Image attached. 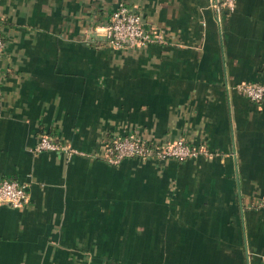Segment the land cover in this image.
<instances>
[{
    "label": "crops",
    "instance_id": "crops-1",
    "mask_svg": "<svg viewBox=\"0 0 264 264\" xmlns=\"http://www.w3.org/2000/svg\"><path fill=\"white\" fill-rule=\"evenodd\" d=\"M123 2L164 42L105 43ZM0 264H264V0H0ZM184 138L211 154L118 164L107 141ZM41 133L62 145L34 152ZM69 149H74L70 151Z\"/></svg>",
    "mask_w": 264,
    "mask_h": 264
},
{
    "label": "built area",
    "instance_id": "built-area-1",
    "mask_svg": "<svg viewBox=\"0 0 264 264\" xmlns=\"http://www.w3.org/2000/svg\"><path fill=\"white\" fill-rule=\"evenodd\" d=\"M236 0H210L215 9V18L220 21L223 11H232ZM105 43L112 47H134L152 42H164V37L151 25L145 24L140 11L126 3L120 2L110 12L108 21L102 26ZM4 47V39L0 34V52ZM236 89L254 102L264 98V83L244 81L236 85ZM62 145L49 133H41L32 147L34 152L43 150L57 151ZM73 151L74 149H69ZM211 152L203 145L194 146L184 138H176L165 142H147L133 133L117 135L107 141L103 147V156L110 164H118L125 157H138L142 160H165L169 158L185 159L193 156H208ZM29 201L26 184L17 179H0V204L20 207ZM255 207L264 210V197L259 198Z\"/></svg>",
    "mask_w": 264,
    "mask_h": 264
},
{
    "label": "trees",
    "instance_id": "trees-1",
    "mask_svg": "<svg viewBox=\"0 0 264 264\" xmlns=\"http://www.w3.org/2000/svg\"><path fill=\"white\" fill-rule=\"evenodd\" d=\"M234 10V9H233ZM232 10V11H233ZM232 11H223L222 12V16H223V14H225V13H230V12H232ZM3 37V36H2ZM4 39V38H3ZM129 133H132V132H129ZM126 134H128V133H126ZM134 134V133H133ZM51 135V134H50ZM124 135V134H123ZM136 137H138L136 134H134ZM138 138H140V137H138ZM140 139H142V138H140ZM144 141H147V142H154V141H148V140H145V139H143ZM155 142H157V141H155ZM170 159V158H169ZM172 159H174V158H172ZM185 159H187V158H185ZM165 160H167V159H165ZM178 160H183V159H178ZM157 161H164V160H157Z\"/></svg>",
    "mask_w": 264,
    "mask_h": 264
}]
</instances>
